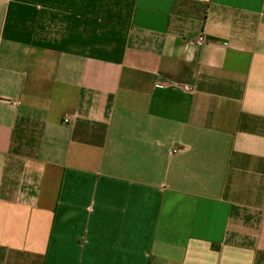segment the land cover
<instances>
[{
  "label": "crops",
  "instance_id": "0c3cea01",
  "mask_svg": "<svg viewBox=\"0 0 264 264\" xmlns=\"http://www.w3.org/2000/svg\"><path fill=\"white\" fill-rule=\"evenodd\" d=\"M0 264H264V0H0Z\"/></svg>",
  "mask_w": 264,
  "mask_h": 264
},
{
  "label": "built area",
  "instance_id": "2783aa9c",
  "mask_svg": "<svg viewBox=\"0 0 264 264\" xmlns=\"http://www.w3.org/2000/svg\"><path fill=\"white\" fill-rule=\"evenodd\" d=\"M186 90H191L192 88L190 86L185 87Z\"/></svg>",
  "mask_w": 264,
  "mask_h": 264
}]
</instances>
